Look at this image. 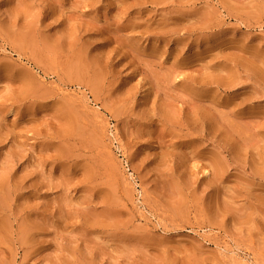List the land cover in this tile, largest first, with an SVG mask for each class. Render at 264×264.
<instances>
[{"label": "rangeland", "instance_id": "rangeland-1", "mask_svg": "<svg viewBox=\"0 0 264 264\" xmlns=\"http://www.w3.org/2000/svg\"><path fill=\"white\" fill-rule=\"evenodd\" d=\"M0 264H264V0H0Z\"/></svg>", "mask_w": 264, "mask_h": 264}, {"label": "bare ground", "instance_id": "bare-ground-1", "mask_svg": "<svg viewBox=\"0 0 264 264\" xmlns=\"http://www.w3.org/2000/svg\"><path fill=\"white\" fill-rule=\"evenodd\" d=\"M3 222V221H2Z\"/></svg>", "mask_w": 264, "mask_h": 264}]
</instances>
